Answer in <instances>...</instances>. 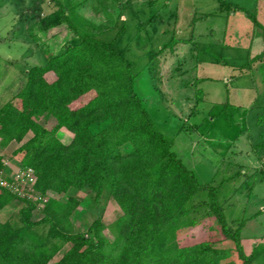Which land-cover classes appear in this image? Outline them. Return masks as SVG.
Returning <instances> with one entry per match:
<instances>
[{"label":"trees","instance_id":"16d2710c","mask_svg":"<svg viewBox=\"0 0 264 264\" xmlns=\"http://www.w3.org/2000/svg\"><path fill=\"white\" fill-rule=\"evenodd\" d=\"M87 2L79 0L75 5ZM56 4L59 19L75 36L77 27L64 5L58 0ZM89 5L99 14L109 9L106 0H91ZM106 20L99 26L90 21L95 32L66 39L43 65L27 70L24 85L0 106V144H20L13 154H22L21 167L31 171L32 188L41 196L49 191L65 194L69 189H87L95 201L103 194L111 197L121 211L113 224L116 235L113 240L107 238L100 218H94L86 232H75L71 217L79 204L73 196L65 202L47 197L42 217L33 220L36 202L0 185V210L14 199L22 202L18 225L0 221V264H252L264 246L246 252L241 237L246 219L231 227L220 202V186L200 183L174 151L173 138L155 127L137 88L144 75L134 72L133 61L117 44L124 25L111 41L97 35L116 26L119 15L113 23ZM262 36L264 40V27ZM178 42L172 37L159 51L172 50ZM260 57L264 49L256 56ZM154 58L155 53L150 54L148 62ZM47 72L54 74L52 81L46 80ZM205 79L196 78L193 84ZM202 93L197 88L195 99H201ZM86 95L87 101L71 107ZM40 116L53 118L52 127L39 123ZM62 128L72 133L67 143L59 139ZM29 132L32 135L22 142ZM3 168L0 156V171ZM199 191L206 192L203 204L207 217L216 223L220 241L213 240L212 226L205 234L213 241L201 237L196 241L195 229L204 221L200 225L195 219L180 221ZM215 242L227 246L218 247ZM66 244L68 249L52 262Z\"/></svg>","mask_w":264,"mask_h":264},{"label":"rangeland","instance_id":"374dc122","mask_svg":"<svg viewBox=\"0 0 264 264\" xmlns=\"http://www.w3.org/2000/svg\"><path fill=\"white\" fill-rule=\"evenodd\" d=\"M58 1L77 27L75 36L59 19L56 0H0V106L24 85L27 70L43 65L66 39L73 36L75 40L84 31L95 32L90 21L99 26L107 18L113 23L119 15L110 31L102 34L96 30L98 37L111 41L124 25L117 44L133 61L134 72L144 75L137 88L155 127L173 138L174 151L200 183L220 186V202L231 227L246 219L241 231L246 252L256 245L264 246V57L256 58L264 49V0H106L109 9L100 14L92 11L91 0L77 6L79 0ZM172 37L180 42L172 50L166 47L159 51ZM152 53L155 58L148 62ZM44 76L47 81L55 78L52 72ZM204 77L193 84L196 78ZM197 88L203 92L199 100L195 99ZM88 98L81 97L71 107ZM37 121L47 128L54 123L49 116H40ZM31 135L26 134L22 142ZM58 136L67 143L72 133L62 128ZM19 145L14 141L8 146L0 144L4 165L0 180L5 182L2 186L8 184L20 197L36 202L31 219L42 217L47 197L65 202L67 196H73L79 204L71 217L74 231L86 232L90 222L100 218L107 238L113 240V224L121 214L116 202L105 194L95 201L87 189L37 194L32 188L34 178L28 176L31 171L21 167L22 154H13ZM203 202H207L206 192L199 191L187 203L180 221L195 219L201 221L199 225L204 221L195 229L198 236L194 239L211 241L205 233L212 226L213 240L220 241L216 223L207 217ZM21 205L19 199L12 200L0 210V221L18 225ZM68 247L64 245L52 262ZM252 264H264V252Z\"/></svg>","mask_w":264,"mask_h":264},{"label":"built area","instance_id":"2783aa9c","mask_svg":"<svg viewBox=\"0 0 264 264\" xmlns=\"http://www.w3.org/2000/svg\"><path fill=\"white\" fill-rule=\"evenodd\" d=\"M30 174H31V173H30ZM30 174L28 173V176H29V177H30ZM30 178H32V177H30ZM4 183H5V182H4L3 180H0V185H4ZM6 186L9 187L8 184H7Z\"/></svg>","mask_w":264,"mask_h":264},{"label":"crops","instance_id":"0c3cea01","mask_svg":"<svg viewBox=\"0 0 264 264\" xmlns=\"http://www.w3.org/2000/svg\"><path fill=\"white\" fill-rule=\"evenodd\" d=\"M12 143V142H11Z\"/></svg>","mask_w":264,"mask_h":264}]
</instances>
